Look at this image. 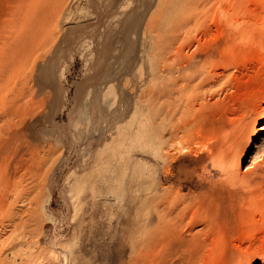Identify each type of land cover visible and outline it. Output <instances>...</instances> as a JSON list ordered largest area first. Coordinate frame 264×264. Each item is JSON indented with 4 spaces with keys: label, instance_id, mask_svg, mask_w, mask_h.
Returning <instances> with one entry per match:
<instances>
[{
    "label": "rangeland",
    "instance_id": "rangeland-1",
    "mask_svg": "<svg viewBox=\"0 0 264 264\" xmlns=\"http://www.w3.org/2000/svg\"><path fill=\"white\" fill-rule=\"evenodd\" d=\"M263 17L264 0H0V264H261ZM187 19L178 73L163 53ZM207 54L227 76L186 86ZM170 192L227 223L186 215L191 256L159 254Z\"/></svg>",
    "mask_w": 264,
    "mask_h": 264
},
{
    "label": "bare ground",
    "instance_id": "bare-ground-1",
    "mask_svg": "<svg viewBox=\"0 0 264 264\" xmlns=\"http://www.w3.org/2000/svg\"><path fill=\"white\" fill-rule=\"evenodd\" d=\"M188 24H189V20L188 19L187 20L177 21L176 22V25L174 26V31H173L174 33H173V36H172L173 38L171 40V43H170V45L168 47L165 48L164 53H163V61L166 62V59H167V61H170L172 65H174V66L176 65L177 66L176 67V70H177L178 73L181 72V71L187 72L188 68L191 65L190 61L192 59L189 57L188 54L185 53L186 48L187 49L191 48V47H189V45H190L189 44L190 43L189 42V39H191V38H190V29L188 28ZM21 25H22V23H21ZM19 32H20V29H19ZM200 44H198V45H200ZM198 45H197V47H198ZM210 58H211V55L210 54H207L206 55V59H205V64L202 66V68L197 72V74L195 76H193V77L189 76L188 78L182 77L181 80L186 81V86L191 87V88L196 89V90L197 89H199V90H205V89H207L208 90L209 87L214 86L219 80L221 81L222 77L227 76L225 74V71L224 70L217 71L216 69L209 70L207 68L206 65H209L210 64V62H208V59H210ZM230 61L231 60L227 57L226 52H222V54L219 57V62L220 63H222V62H225V63L227 62L228 63ZM259 61H260V65L264 69V57L261 58V59H259ZM257 62H258V60H257ZM257 62H256V64H257ZM201 65H202V63H201ZM257 65L260 66L259 64H257ZM254 68L252 67V70ZM262 72H263V70H262ZM178 82L180 83V81H178ZM227 82H230V81H227ZM232 82L233 81H231V83ZM225 83H226V81H225ZM181 86H183V85H181ZM223 86H224V84H223ZM262 87L263 86L260 87L261 88L260 90H258L259 87L256 90L258 92H260V93L261 92H264V87L263 88ZM179 90H180V87H179ZM189 92H191V91H189ZM199 92H201V91H199ZM257 97L260 98L261 96L259 97V95H257ZM194 99H196V98H194ZM253 99H255V98H253ZM261 101H262V99H261ZM256 103H255V105H257ZM258 103L260 105V102H258ZM261 105H263V104H261ZM255 107H257V106H255ZM260 108H263V107H260ZM255 110H257V109L255 108ZM259 131H260V133H259V135H257V139H260L259 142L261 143V142L264 141V136H263L264 135V124L261 125ZM259 142H257V143H259ZM257 145L258 144H256V146ZM250 167L251 166L248 165L246 169L250 171ZM178 198H179L178 193L170 192L165 198L163 197V199L161 201H158L157 202V206H156L157 207V210H156V212L158 211V215H159V219H160V222L159 223L161 225V228H160V238H159V240L161 239V242L163 244V245H161L163 247L160 249L159 254H162L163 255L164 254V249H165V251L170 252L169 253V256H170V254L173 255L174 253L179 254V252H183L184 254H188L189 253L188 255L191 256L192 253H194V251H192V247L195 246V249H196L197 246H198V249H199L200 246L202 245V241L201 240L199 241L197 238H194V237H192L191 239H185V237L182 235V233L180 231V227H182L181 225L183 224L186 215H188V214L190 215V219L189 220H191V222H194V221L202 222L201 224H204V229L206 230V233H207L206 235L207 236H210V235L216 234V233L218 234L219 232H221V229L222 228H225L226 229L227 223L225 221L224 216H222V214H221L222 213V210L218 206V201L209 200L206 197L203 200H201V201L199 200V201L195 202L193 205H190L191 206L190 209H192V210H190V212L188 210V213L187 214H182L181 215V213L183 212L182 211V207H181L182 204L179 203ZM187 207H189V206H187ZM237 216H239L240 219H243L242 214H238ZM262 222H263V226H264V212L262 213ZM263 226H262V228L264 230V227ZM263 230H262V232H263ZM259 240H260L259 242L254 243V244L248 246L247 248H245L246 249L245 252H246V254L252 255V258L254 257L253 260H255L256 258H259L261 260V262H262L261 264H264V234L262 235V238L259 239ZM199 250H197V251L199 252ZM176 260H177V258H176ZM163 261H164V259L161 258V259H159V261H157V264H164ZM237 263H233V264H237ZM253 264H260V263H258V262H255L254 263L253 262Z\"/></svg>",
    "mask_w": 264,
    "mask_h": 264
}]
</instances>
